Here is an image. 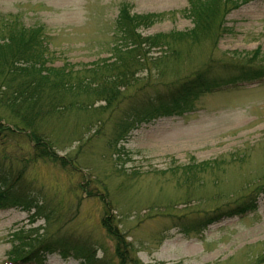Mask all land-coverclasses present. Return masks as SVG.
<instances>
[{
    "label": "rangeland",
    "instance_id": "obj_1",
    "mask_svg": "<svg viewBox=\"0 0 264 264\" xmlns=\"http://www.w3.org/2000/svg\"><path fill=\"white\" fill-rule=\"evenodd\" d=\"M124 1L136 13L164 14L144 34L193 28L186 14L190 0H0V21L17 18L26 27L44 26L49 64L73 67L84 78L96 61L110 58L118 43L115 20ZM224 25L228 31L216 45L210 37L170 44L177 54L150 69L141 67L136 85L148 81L163 89L209 57L222 60L256 50L264 57V0L231 11ZM161 53L154 49L148 55ZM74 99L69 93L66 101ZM99 105L104 102L94 103ZM110 116L107 108L72 106L49 119L46 138L69 164L37 160L28 164L23 181L40 192L46 209L59 219L31 220L33 209H0V264H79L58 252L40 263L10 261L11 234L19 229L42 240L72 235L113 261L115 240L103 218H112L126 236L129 256L138 264H264V81L202 95L182 115L142 123L115 146L109 143L115 129ZM15 141L19 146L7 153L21 156L28 140L22 134ZM249 196L256 201L253 211L222 218L200 233L181 231L182 225L229 210Z\"/></svg>",
    "mask_w": 264,
    "mask_h": 264
},
{
    "label": "trees",
    "instance_id": "obj_2",
    "mask_svg": "<svg viewBox=\"0 0 264 264\" xmlns=\"http://www.w3.org/2000/svg\"><path fill=\"white\" fill-rule=\"evenodd\" d=\"M252 0H190L188 14L193 28L186 33L170 31L144 34L164 14L136 13L129 2H121L115 20L116 42L108 59H100L87 69L84 78L73 67H54L46 55L44 26H30L19 19L0 21V209L21 208L34 212L33 219L44 218L47 222L58 221V216L47 208L40 192L33 190L31 183H25V171L29 163L37 160L58 162L62 167L69 164L63 156H57L48 142L46 125L52 117H60L75 106L78 110L108 109L113 118L114 131L110 138L116 145L126 134L142 123H149L160 117L180 116L190 109L198 97L244 83L264 81V57L258 50L251 55L233 53L226 59L209 57L198 70L190 72L175 83L163 89L148 85H136L141 67L150 69L167 55H176L170 46L187 37L196 42L210 37L217 40L228 29L224 18L233 10ZM174 45V44H173ZM154 49L162 50L159 57L149 56ZM141 70V69H140ZM134 87L132 93L126 95ZM69 93L75 96L66 101ZM83 94L88 97H83ZM104 106L94 107V103ZM8 114V117H7ZM45 125V126H44ZM26 136L28 146L25 153H7L9 148L19 144L17 135ZM117 150V149H116ZM202 168H200L201 170ZM73 170H76L73 166ZM188 172V171H187ZM43 199H42V198ZM103 200V197H102ZM255 200L249 196L238 206L213 213L195 223L180 225L184 234L200 233L209 224L236 215H244L256 208ZM105 211V210H104ZM102 224L115 240L116 259L107 260L105 255L97 256V249L89 241L74 239L72 235L59 238L40 239L30 230L19 229L11 234V249L8 256L21 263H40L47 254L58 252L63 257L72 256L79 264H138L129 256L130 244L126 236L112 223V218H103ZM180 224V223H179Z\"/></svg>",
    "mask_w": 264,
    "mask_h": 264
}]
</instances>
